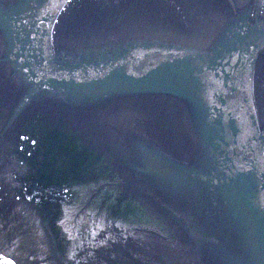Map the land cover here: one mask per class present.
<instances>
[{
  "label": "water",
  "instance_id": "water-1",
  "mask_svg": "<svg viewBox=\"0 0 264 264\" xmlns=\"http://www.w3.org/2000/svg\"><path fill=\"white\" fill-rule=\"evenodd\" d=\"M0 264H264V0H0Z\"/></svg>",
  "mask_w": 264,
  "mask_h": 264
}]
</instances>
